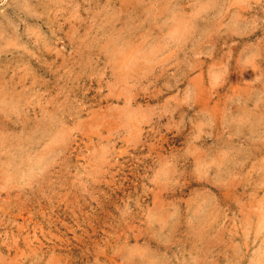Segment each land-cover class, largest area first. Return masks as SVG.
Listing matches in <instances>:
<instances>
[{
    "label": "rangeland",
    "instance_id": "1",
    "mask_svg": "<svg viewBox=\"0 0 264 264\" xmlns=\"http://www.w3.org/2000/svg\"><path fill=\"white\" fill-rule=\"evenodd\" d=\"M0 264H264V0H0Z\"/></svg>",
    "mask_w": 264,
    "mask_h": 264
}]
</instances>
